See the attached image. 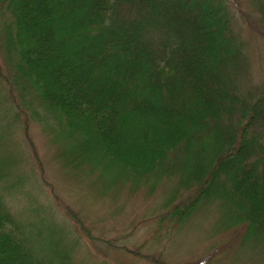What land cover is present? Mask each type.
<instances>
[{"label": "trees", "instance_id": "obj_1", "mask_svg": "<svg viewBox=\"0 0 264 264\" xmlns=\"http://www.w3.org/2000/svg\"><path fill=\"white\" fill-rule=\"evenodd\" d=\"M250 6L264 28V0ZM0 17L4 79L20 89L8 29L36 100L72 139V151L62 142L67 165L87 163L129 193L158 191L153 228L169 237L214 206L215 230L238 232V246L263 259L264 84L250 83L226 0H0ZM4 96L7 140L19 112ZM34 96L22 95L29 105ZM9 158H0V180ZM34 206L20 221L0 191V264H79L64 226L73 221Z\"/></svg>", "mask_w": 264, "mask_h": 264}, {"label": "rangeland", "instance_id": "obj_2", "mask_svg": "<svg viewBox=\"0 0 264 264\" xmlns=\"http://www.w3.org/2000/svg\"><path fill=\"white\" fill-rule=\"evenodd\" d=\"M226 1L235 14L234 30L246 46L251 65L250 83L264 84V28L258 29L253 23L251 0ZM4 35L10 54L6 59L9 57L11 62L8 70L13 72L21 90L4 79L0 54V79H4L0 91L3 96L7 94V103L12 102L13 110L19 112L9 134L6 133L7 140H4L5 131H0V158L10 155L5 167L9 175L0 180V191L17 219L25 221L28 215L32 217L34 205L39 201L55 210L59 220L61 214L71 219L73 223L64 221V226L67 225L69 236L78 243L74 258L79 264H264V257L261 259L257 249L238 246V232L215 230L213 224L218 215L214 206L197 211L169 237L163 230L153 228V217L162 210L158 191L150 196L142 191L129 193L128 185L119 187L110 183L99 176L98 168L95 170L87 163L81 167L72 162L67 165L69 153H62V142L72 151V139L67 137L59 118L46 113L36 100L29 73L18 65L11 32L7 29ZM66 59L64 68L68 56ZM90 71L89 68L83 72L77 70V76L82 79ZM22 95L34 96L31 106ZM1 106L5 105L0 103V116ZM7 118L14 116L9 113Z\"/></svg>", "mask_w": 264, "mask_h": 264}]
</instances>
